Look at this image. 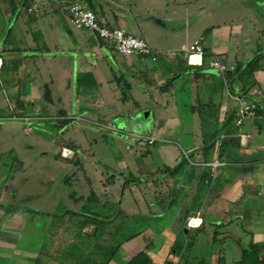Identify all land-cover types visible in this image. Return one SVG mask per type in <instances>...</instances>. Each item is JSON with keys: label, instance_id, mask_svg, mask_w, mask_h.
I'll return each mask as SVG.
<instances>
[{"label": "crops", "instance_id": "crops-1", "mask_svg": "<svg viewBox=\"0 0 264 264\" xmlns=\"http://www.w3.org/2000/svg\"><path fill=\"white\" fill-rule=\"evenodd\" d=\"M73 2L0 0V112L9 113L0 119L25 123L34 110L50 112L51 120L73 118L134 138L141 150L131 146L127 162L115 168L92 167L97 188L86 170L75 175L77 183L71 193L62 191L63 201L73 202L75 210L85 203L117 207L124 220L155 219L128 238L119 252L124 264L141 251L160 255L159 264L179 263L188 243L198 245L201 233L215 234L218 227L222 247L232 252L238 247L239 257L236 241L242 236L262 245L264 68L254 72L250 85L235 71L252 59L264 66V0H80L101 23L143 38L154 60L120 55L102 39L99 44L92 31L76 29L68 12ZM197 38L203 54L191 55L192 62L185 49ZM214 61L227 69L219 72ZM235 96L260 107L240 127ZM179 110L190 113L186 129ZM193 124L211 133L195 134ZM178 133L201 140L182 147L174 140ZM95 154L89 153L91 165L99 163ZM19 214L0 217V264H32L38 258L41 239L18 231L24 221ZM96 214L90 212L78 239L90 232L109 239L110 229H99L96 220L109 222L108 215L99 213L95 221ZM258 232L263 236L254 239ZM64 233L60 228L51 241L57 245ZM179 235L188 237L183 247L175 242ZM225 255L218 257L224 264Z\"/></svg>", "mask_w": 264, "mask_h": 264}, {"label": "rangeland", "instance_id": "rangeland-1", "mask_svg": "<svg viewBox=\"0 0 264 264\" xmlns=\"http://www.w3.org/2000/svg\"><path fill=\"white\" fill-rule=\"evenodd\" d=\"M7 114L9 113L5 111L0 112V116ZM28 114L31 118L25 123L20 120L0 119V191L2 190L1 183L7 179L8 182H12L10 189L14 192V195H9V200L5 201L8 212L1 207L0 217L13 213L10 210H19V216L23 217L24 221L19 224L18 231L41 239V242L37 244L36 254H38L34 259L38 258L36 262L32 261V264H124L120 250L127 246V241H130L132 236H137L146 227H151L155 219L148 220L146 216L142 220L143 217L135 216L124 220L118 215L117 207L89 208L88 203H85L86 205L81 210H75L73 202L66 199L64 200L68 203L63 201L62 191L71 193L74 182L77 183L75 175L80 177L83 170H86L85 173L91 184H95L93 188H97L95 174L90 170L92 167L103 166L109 169L115 168L118 164L120 166V163L127 162L132 154L129 151L131 146H133V151L141 150V147L136 144L137 141L134 138L125 140L124 136L116 135L109 129L102 127L97 129L77 119L55 121L50 117L53 113L36 110ZM177 115L181 118L183 129H186L190 113L179 110ZM38 116L50 118L40 119ZM7 124L11 125L6 126ZM24 127H29L26 134L23 131ZM211 129L201 127L199 124L197 126L193 124L192 127L195 134L206 132V137L211 133L209 132ZM193 139L200 142L201 137L191 138L185 133H178L174 136V140L178 141L182 147L189 146L188 142ZM208 139L214 140L215 137ZM68 144L74 147L71 146L76 153L72 156L69 150L61 149V158L68 160L67 164V161L59 159L58 153L60 154V147L69 146ZM92 151L97 152L93 158L99 162V165L94 163L91 165L92 161L89 164V153ZM184 162L188 163L186 158ZM80 180L85 187L84 180ZM260 180L261 177L258 176L259 184ZM91 211L108 215L110 224L105 222V219H101L102 217L99 218L97 214L94 217V220L99 218L96 219L99 220L101 227L99 229H110L107 234L108 240H102L101 235L94 232L78 239V236H81L79 235L80 227L85 224L86 219H90ZM31 215L34 216L33 223ZM240 225L242 226V222L237 224L239 228H241ZM60 228L64 229L65 233L61 234L64 237L56 245L50 238ZM215 229V234L201 233L197 237L198 245L193 246L188 243L178 264L185 262L188 264H217L218 257L222 253L226 254V264L233 263L234 254L235 259L238 260L239 248L234 247L233 252L225 250L218 237V233L222 231L219 227ZM260 233L262 234V232L255 233L254 239L261 236ZM248 237L244 235L237 239V245L240 248L243 247L249 241ZM187 238L179 235L175 242L183 247L186 245L184 239L187 240ZM145 252L150 258L149 264H159L160 255ZM41 256H43V261H41Z\"/></svg>", "mask_w": 264, "mask_h": 264}, {"label": "built area", "instance_id": "built-area-1", "mask_svg": "<svg viewBox=\"0 0 264 264\" xmlns=\"http://www.w3.org/2000/svg\"><path fill=\"white\" fill-rule=\"evenodd\" d=\"M68 11L70 21L76 29L97 31L99 37L104 42L108 43L116 53L124 56L150 57L152 60L155 59L152 50L143 38L132 36L124 29L111 28L105 23H101L91 10L84 8L80 4V0H74V2L68 7ZM185 50L187 54L190 55L189 57H191V55L200 56L203 52L202 39H195ZM212 66L217 68L219 72H223L227 69L224 64L217 61H214ZM234 99L238 105L236 109L235 124L240 127L246 117L254 114L257 105L254 102H245L238 96H235ZM242 136L244 135H241V137ZM65 150L66 149H63V151ZM213 165L216 166L218 163L215 161ZM262 245V256L264 258V241ZM169 264H178V261L174 260Z\"/></svg>", "mask_w": 264, "mask_h": 264}, {"label": "trees", "instance_id": "trees-1", "mask_svg": "<svg viewBox=\"0 0 264 264\" xmlns=\"http://www.w3.org/2000/svg\"><path fill=\"white\" fill-rule=\"evenodd\" d=\"M13 1L14 0H10L11 3ZM262 68H264V66L263 64L259 63L258 59H252L251 61L246 63L243 67H240L237 71H235V73L238 74V78L240 79L243 78L250 85L251 83L253 84L254 72ZM122 98L127 99L129 97L127 95H123ZM44 99L47 101L50 100L49 95L45 94ZM259 108L260 107L258 106V109L256 110L259 111ZM69 146L71 147L72 145H69ZM72 148L74 147L72 146ZM181 165H183V163H181L179 166ZM129 178H132V177H129ZM128 180L129 179H127V181ZM90 198H92V193L90 194L89 197H87V199H90ZM262 250H263V245L249 241L245 246L241 247L239 260L231 264H263L264 258L262 256ZM149 263H150V258L148 257L146 252L141 251L135 256L131 257L125 264H149ZM169 263L170 261H165L163 264H169ZM183 264H188V263L185 262ZM218 264H224L222 259H218Z\"/></svg>", "mask_w": 264, "mask_h": 264}, {"label": "flooded vegetation", "instance_id": "flooded-vegetation-1", "mask_svg": "<svg viewBox=\"0 0 264 264\" xmlns=\"http://www.w3.org/2000/svg\"><path fill=\"white\" fill-rule=\"evenodd\" d=\"M64 148L66 150H69L72 153V156L75 155L76 152L70 146H66ZM61 149H63V147H60V150H59L60 151V154H59L60 156H62L61 155ZM63 180L65 181V179H63ZM7 182L8 181L6 179L3 183H1L2 190L0 191V208L1 207H4L5 210H7V212H8L7 207H5V203H6L5 201H8L9 200V195H11V194L14 195V192L12 191V189H10L12 183H7ZM15 211H19V210H17V209L14 210V211L13 210H10V212H15Z\"/></svg>", "mask_w": 264, "mask_h": 264}, {"label": "water", "instance_id": "water-1", "mask_svg": "<svg viewBox=\"0 0 264 264\" xmlns=\"http://www.w3.org/2000/svg\"><path fill=\"white\" fill-rule=\"evenodd\" d=\"M68 12H69V11H68ZM92 34H93L94 38L96 39V41H97L99 44L102 43L101 38L99 37V34H98L97 31H92Z\"/></svg>", "mask_w": 264, "mask_h": 264}, {"label": "bare ground", "instance_id": "bare-ground-1", "mask_svg": "<svg viewBox=\"0 0 264 264\" xmlns=\"http://www.w3.org/2000/svg\"><path fill=\"white\" fill-rule=\"evenodd\" d=\"M191 61L196 62V57H191ZM193 222L196 223V221H193Z\"/></svg>", "mask_w": 264, "mask_h": 264}]
</instances>
